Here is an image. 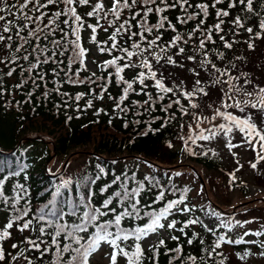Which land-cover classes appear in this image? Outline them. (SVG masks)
<instances>
[{"label": "snow or ice", "instance_id": "snow-or-ice-1", "mask_svg": "<svg viewBox=\"0 0 264 264\" xmlns=\"http://www.w3.org/2000/svg\"><path fill=\"white\" fill-rule=\"evenodd\" d=\"M259 3L258 12L254 0H0V98L5 93L22 89L29 82L33 90L27 92L26 98H31L38 82L47 89L50 79L56 85L53 91L65 98L62 105L65 108L70 106L68 101L73 97L62 91L60 85H87L84 91L74 92V99L80 101L88 96L83 106L89 108L93 107L94 99H104L109 83L114 82L119 86L118 94L109 95L108 99L112 101V115L123 117L125 127L129 126L128 113L133 116L139 111L152 113L154 106L159 107L162 113L159 119L163 123L159 128H153L151 123L145 122L149 131H159L177 117L181 128L185 127L182 121L188 116L197 120V126L201 119L211 121L222 117L226 123L218 121L214 127L228 138L229 151L236 147L229 134L238 129L243 134L237 141L239 145L253 151L258 148L264 153V82L254 81L248 72L237 68L236 61L242 59L240 56L233 55L229 59V53L241 40L248 49H254V39H264V18L258 23H249L254 16H264V0ZM169 66L184 70L194 78V83L177 77L169 86V77L165 74L170 70ZM16 71L20 73L19 82L15 89L8 88L4 77H11ZM213 92L216 97L211 115H198L195 110L199 103L194 97L203 99ZM41 95L46 98L48 92L42 91ZM162 101L165 103L160 105ZM8 104L6 100L5 105ZM217 104L220 107H216ZM75 107L79 109L80 104ZM228 109L238 110L239 114ZM102 112L106 113L108 109L95 108L97 115ZM150 119L155 121L157 117ZM135 123L139 125L141 121L137 119ZM187 127L191 129V125ZM138 134L145 135L146 132L139 131ZM188 138L195 143L196 138L207 140L211 137L203 136L201 130L196 138L191 135ZM180 139L184 140V137ZM167 143L169 147L173 146L171 141ZM259 161H264V155L256 154L250 166L256 169ZM26 167L19 163L13 167L8 156H0V211L7 213L5 222L0 225V264H20L21 260L23 264H90V256L101 242L111 248L110 255L106 253L109 264H118V256L126 258V264H143L145 258L150 264H158V249L166 244V238L179 240L173 234L175 231L185 234L188 245L196 239L200 245L205 244L204 238L195 230L191 235L185 231L189 226L200 224L198 218H176L178 213L192 210L191 205L182 203L186 199L184 192L178 198L167 199L158 210L146 208L141 211L140 200L136 197L146 186L141 183L138 187L128 188V177L123 180L114 177L99 187L100 202L96 201L91 187L85 188L84 195L77 192L79 199L68 196L57 200L61 189L73 183V178L68 176L50 185L53 199L48 204L31 210L26 183L17 179L11 186L12 195L6 194V182L12 177H20ZM97 169L98 176L105 172L99 164ZM22 179L27 181L29 176L25 173ZM118 180L119 188L111 191V185ZM76 183L79 188L95 184V180L83 176ZM156 187L159 190L155 200H164V189L159 184ZM114 203L120 204L123 211L111 207ZM109 213L111 218H105ZM141 215L148 218L146 223L128 229L121 226L124 217H130L134 222ZM212 215L219 218L223 214L212 212ZM249 222L233 221L229 215L220 220L217 227L232 228L233 224L242 226ZM204 227L217 236L216 247L227 240L209 225ZM13 228L28 234L22 240L11 242L10 249L14 251H10L5 248V242L12 236L10 230ZM249 232L253 230L248 229L244 236ZM149 233L157 234L156 240L147 245L151 256L141 246L142 238ZM253 234L261 235L258 230ZM129 237L135 242L131 245L123 243ZM242 239L237 236L229 242L239 244ZM252 243L264 248V241ZM165 251L175 253L176 264L198 258L196 255L181 256L179 243ZM235 254L241 257L240 252ZM207 255L211 257L213 251H207ZM244 255H248V250ZM219 264L224 261L220 260Z\"/></svg>", "mask_w": 264, "mask_h": 264}, {"label": "trees", "instance_id": "trees-1", "mask_svg": "<svg viewBox=\"0 0 264 264\" xmlns=\"http://www.w3.org/2000/svg\"><path fill=\"white\" fill-rule=\"evenodd\" d=\"M254 3H256L259 12V0H254ZM260 18H264V16H254L249 20V23H258ZM209 20L211 21V17ZM244 35L247 34L245 33ZM245 47H247L246 44L241 40L229 53V59L233 55L243 53L246 50ZM50 75L51 73H49ZM19 76V71H16L11 77H4L7 87L15 89V84L19 82ZM47 84V89H45L44 84L38 82V86L33 91L31 98H26L27 92L33 90L31 82L24 85L22 89H15L10 94L5 93L0 98V150L8 152L15 150L19 154L20 148H27L26 150L28 151H26L25 156L31 161H25L27 167L21 172L20 177H12L6 182L8 188L6 194L12 195V183L19 179L21 183H26L29 186L28 199L31 210L48 204V201L53 199V189L50 185H54L57 183L56 180H58L56 175H51L47 171V166L52 161L50 157L51 147L53 146L54 149L52 152H55L62 159L73 150L82 148L84 151L90 152V156L88 157L89 162L83 164L84 170L73 178L72 184L66 189H61V194L56 197L57 200L68 196H71L73 199H79L77 192L80 195H84L85 188L91 187L95 193L96 201L100 202L102 194L99 193V187L114 177H120L121 180L124 177H128L126 184L128 188L138 187L141 183L146 186L142 190V194L136 197L140 200L138 207L141 208V211L146 208L151 210L158 205L159 202L155 200V193L158 189L156 184H159L161 187L164 185V181L154 176L142 175L136 170L135 166L144 163L143 158H155L156 161L164 163L176 160L178 153L167 149L166 140L172 141V138L180 128L179 126L176 127L175 124H179L181 121L176 122L173 120L156 133L150 134L148 131H145V122L151 123L153 128H159V125L163 123L162 121L154 123L150 119V115L154 112L162 115L159 107L154 106L152 113L142 114L143 111H139V114L136 116L128 113L127 120L129 121V126L125 127L123 117L112 115L113 110L110 107L112 101L108 99L109 95L115 96L118 94L119 86L114 82L109 83L105 101L99 102L98 100H93V107L89 108H84L83 106L89 98L88 96L82 97L80 101H75L74 99V92L84 91L87 85H60L62 91L69 92L73 97L68 101L70 106L65 108L62 106L65 98L53 91L56 87L54 82L49 79ZM45 90L48 92L46 98L41 95V92ZM133 98L137 97L133 96ZM6 100H10V105H5ZM77 103L80 104L79 109L75 107ZM57 105L61 106L58 108ZM98 107H104L108 109V112H102L97 115L95 108ZM77 112H79V115H77ZM68 116H71L72 119L68 120ZM137 119L141 121L139 125L135 123ZM139 131L147 133L139 135ZM97 157L99 160L96 159ZM98 164L105 169V172L99 174V176ZM206 165L210 166V164ZM25 173L29 176L27 181L22 179ZM83 176L95 180V184L90 186L82 185L78 188L76 181ZM119 186L120 181L118 180L115 184L111 185L110 190L116 191ZM115 199L113 197V200ZM111 207L116 208L118 211H123L122 206L118 203L112 204ZM6 216L7 213L0 211V225L5 222ZM105 218H111V213ZM145 220L146 217L143 215H141L139 220L134 222L130 217H124L121 221V226L128 229L136 224L146 223ZM92 230L94 231V229ZM10 231H12V236L5 242V248L14 251L10 249V243L22 240L23 236L27 235L28 232L20 233L15 228ZM185 231L187 235H191L193 230L186 228ZM195 231L200 237L204 238L205 244L203 246L199 244L198 239L194 240L192 245H188L185 234L177 235L179 237L178 241L171 240L158 249L159 255L156 257L158 264H169L170 261L172 264H176V261L172 259L173 252L165 251V248H175L177 243L181 245V256L186 258L187 255H196L198 257L195 261L185 259V264H219L220 259L214 260L213 255L211 257L207 255V251H211V244L208 240L209 235L201 227ZM205 248L207 251L204 250ZM145 253L151 256V252ZM20 264H23L22 260ZM124 264H126V258ZM143 264H150V262L145 258Z\"/></svg>", "mask_w": 264, "mask_h": 264}, {"label": "rangeland", "instance_id": "rangeland-1", "mask_svg": "<svg viewBox=\"0 0 264 264\" xmlns=\"http://www.w3.org/2000/svg\"><path fill=\"white\" fill-rule=\"evenodd\" d=\"M255 40V39H254ZM255 40L254 44L256 45V42L258 43L256 47H254L253 51H247L243 54L246 56V61L249 60L250 56L254 53L255 49L256 52L252 58V60H262L264 59V39L262 41ZM241 60L242 62L244 60ZM249 76L254 81H259L256 77V73H249ZM264 76V66H263V72L261 73V77ZM216 97V94L213 92L210 94V97ZM212 110L205 109L204 115H211ZM225 122L222 117H216L214 120H203L199 124L198 129L196 127L193 130V136L194 138L197 137V134L203 130V136H209L210 139H202V138H196L195 143L192 142V139H189L190 142L193 143V146L199 149H202L206 152L213 153L221 157L227 165L231 167V170L236 173V179L239 181V183H235L236 190L232 192L228 186V184H225L224 188L221 189L220 187V181L217 179H211V183L215 186L216 190L211 188V184L208 187V190L210 194L215 198V202L219 204L221 207L228 208L233 205H237L240 200L245 201L250 198H255L259 194H264V188L261 186L260 183H258V180L256 179V175L253 171V168L250 167L249 161L252 162L255 159L256 154L263 155V153L259 152V149L257 148L255 151L252 149L239 145L237 141L240 137H242V133H239L238 129H234L233 132H231L229 135L232 137V143L236 144V147H233L231 151H229L227 147L228 138L223 136V132L217 130L214 125L217 122ZM215 132L216 135L212 136L211 134ZM258 143V141H256ZM82 150H80L81 152ZM77 151H73L70 155L71 159L76 160L75 163H78L80 159L78 158V155H73ZM82 153V152H81ZM232 153H236L234 156ZM83 154V153H82ZM260 162V161H259ZM257 162V163H259ZM75 163L72 165L74 166ZM205 176L207 177L210 173L204 171ZM215 176V175H212ZM181 178L184 181L187 182H194L195 188L198 189V184L192 179L190 176L182 174ZM196 194V190H195ZM197 198L203 199L201 195H198ZM219 207L216 205H205V207L202 209V211L199 213L198 218L203 223V225L207 224L211 228H225L223 226L217 227V224L220 223V220L227 219V217L231 214H224L221 210L218 209ZM259 218L262 220H251L250 213H246V216L243 218H238L234 215L232 216L233 221L239 220V221H250L249 223L243 224L242 226L233 224L232 228H226L230 229L231 232H233L234 235H238L245 238V241L251 242L252 241H264V206H259ZM212 212L222 213L219 218L212 215ZM211 221H215V223H210ZM216 226V227H215ZM248 229H252L253 232H249L247 236H244V232H246ZM236 230H238L240 233H238ZM260 231L261 235L259 237L255 236L253 233L254 231ZM157 238L156 233H149L147 237L142 241V245L144 247H147L148 243L155 241ZM258 251L248 253L247 256L244 254L241 255V257H237L236 254L232 256L229 264H243L242 258L249 259L251 262L247 264H264V255H260L261 252H264V248L259 247V244H254ZM111 248L106 247L104 242L101 243V246L94 252L93 260L100 262L101 264H106L109 262V255H110ZM108 253L109 255H106ZM245 263V262H244Z\"/></svg>", "mask_w": 264, "mask_h": 264}]
</instances>
